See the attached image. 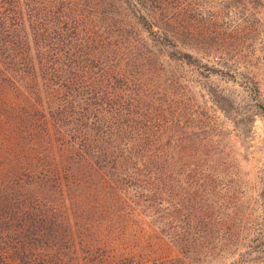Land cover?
I'll return each mask as SVG.
<instances>
[{
    "label": "trees",
    "instance_id": "16d2710c",
    "mask_svg": "<svg viewBox=\"0 0 264 264\" xmlns=\"http://www.w3.org/2000/svg\"><path fill=\"white\" fill-rule=\"evenodd\" d=\"M188 7V0H0L3 261L10 249L19 264H66L78 255L75 239L111 226L104 219L110 207L67 205L62 170L80 177L94 168L139 194L127 200H141V215L174 254L149 259L141 250V259L127 264H202L221 236L237 233L191 214L203 161L194 175L192 145L175 140L176 124L194 115L187 79L172 68L189 66L192 57ZM151 58L158 68L151 69ZM186 125L179 135L190 132ZM50 127L61 136V163L42 157ZM88 241L80 242L83 252L95 260ZM104 242L110 252L98 264H125L123 243Z\"/></svg>",
    "mask_w": 264,
    "mask_h": 264
},
{
    "label": "rangeland",
    "instance_id": "374dc122",
    "mask_svg": "<svg viewBox=\"0 0 264 264\" xmlns=\"http://www.w3.org/2000/svg\"><path fill=\"white\" fill-rule=\"evenodd\" d=\"M188 3L192 57L189 66L172 68L187 79L188 113L194 115L193 121L186 118L176 124L175 140L192 145L194 175L198 174L195 163L203 161L201 186L193 178L190 191L191 214L193 219H219L237 229L221 236L218 248L207 253L202 264H264V0ZM149 65L159 66L156 58ZM184 125L190 132L179 135ZM50 128L49 139L41 143L42 157L47 163H61V136ZM198 144L203 146L200 154L195 152ZM100 174L94 168H86L80 177L60 173L67 205L99 203L112 210L104 217L111 226L104 222L93 239H75L78 255L70 254L66 264H98L100 255L109 251L104 241L111 240L115 245L123 243L124 251L120 248L118 253L122 259L128 257L125 264L141 259V250L149 259L174 254L168 240L158 239L151 219L141 215V200H127L139 194L123 185V178L116 185L113 176ZM98 192L105 196L98 197ZM81 241L94 246L90 255L95 260L83 252ZM6 251L3 257L8 258H0V264H19L11 260V250Z\"/></svg>",
    "mask_w": 264,
    "mask_h": 264
}]
</instances>
